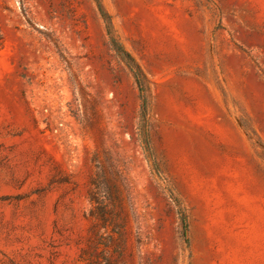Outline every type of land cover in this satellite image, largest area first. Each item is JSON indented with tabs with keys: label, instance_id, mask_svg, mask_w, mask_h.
Segmentation results:
<instances>
[{
	"label": "rangeland",
	"instance_id": "374dc122",
	"mask_svg": "<svg viewBox=\"0 0 264 264\" xmlns=\"http://www.w3.org/2000/svg\"><path fill=\"white\" fill-rule=\"evenodd\" d=\"M102 3L160 173L96 0H0V264H264V0Z\"/></svg>",
	"mask_w": 264,
	"mask_h": 264
},
{
	"label": "trees",
	"instance_id": "16d2710c",
	"mask_svg": "<svg viewBox=\"0 0 264 264\" xmlns=\"http://www.w3.org/2000/svg\"><path fill=\"white\" fill-rule=\"evenodd\" d=\"M100 14L105 21L107 32L109 35V42L111 45V48L116 52V54L127 64L128 68L132 72L136 84L138 86V90L140 93L141 98V108H140V118L138 122L137 127V134L138 138L143 146L144 151L146 152V156L149 159V161H152L154 168L157 170L158 173L159 167L156 163L153 148L151 145V139H150V123H149V101L148 97L146 96V75L141 68L140 64L136 61L134 56L131 54L130 51H128L124 45L118 40V38L115 35L113 22H112V16L110 13L105 9L102 0H96ZM111 202L116 201V197L113 195L110 197ZM177 205L179 207V214L182 224V235L185 239V242H189L188 238V231H189V223H188V217L185 213V210L183 207L180 206V202L176 199ZM99 215L101 219L103 220V224H96L97 230L101 231L102 229L104 232H102V236L104 237L106 241V247L107 249L110 248L112 245L121 246L125 244L124 236L118 237L117 234L119 233V230L121 229L120 224H118V213L115 209H102L100 208ZM123 229V228H122ZM123 231V230H122ZM108 238V239H107ZM120 243V244H119ZM88 248L83 247L81 249V253L79 256L78 261L83 264H88L89 258H88ZM99 264H120L119 263V257H108L104 260H100L99 256Z\"/></svg>",
	"mask_w": 264,
	"mask_h": 264
}]
</instances>
